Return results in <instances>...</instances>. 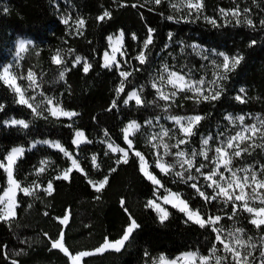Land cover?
<instances>
[{
    "label": "trees",
    "instance_id": "trees-1",
    "mask_svg": "<svg viewBox=\"0 0 264 264\" xmlns=\"http://www.w3.org/2000/svg\"><path fill=\"white\" fill-rule=\"evenodd\" d=\"M133 3H136V7H132ZM240 3L242 7H252L253 18L259 14L260 9L252 5L251 0H240ZM56 4L53 0H0V64L8 63L12 59L14 44L19 37L34 39L35 47L42 51L37 54L30 46L21 60L23 68L26 70L30 66L38 74L43 73L42 87L51 89L50 95H56L65 107L78 113L71 118H34L23 106L14 103L10 90L0 87V102L6 105V111L0 112V151L16 144L26 147L25 156L20 162L21 179L28 173L29 181L40 182L45 180L49 173L55 176L57 165L61 168L65 166L63 161L66 158L58 149L44 143L32 147L29 145L33 140L49 139L59 140L68 147L71 144L70 132L73 131L69 125L72 124L84 129L91 143L87 145L85 152H80L75 145H72L70 150L76 152L80 160L87 158L90 163L92 153L102 157L103 151H108L104 143V129L109 131L110 139L120 143L117 135L123 127L121 122L130 118L142 121L145 118L160 116L159 123L171 127L172 123L166 120L169 114L186 115L194 109L205 113L199 133L190 145L198 147L200 134L215 135L218 131H224L225 127L229 132L233 131L234 126L227 123L228 114L264 116V31H261L258 25L255 28L236 25L234 22L224 25L223 18H220V26H213L203 19L195 22L168 21L166 16L171 14V9L167 4L154 5L150 0H139L138 3L136 0H128L119 7L117 0H56ZM205 4L208 15L214 14L218 4L224 7L234 6L231 0H205ZM261 7H264V4H261ZM4 8L8 11L4 12ZM105 8L112 11V17L102 21L96 20ZM161 12L164 15H161ZM65 13L70 14L73 19L78 16L85 17L86 27L83 35L65 31L66 26L59 22L60 15ZM147 26L157 29L154 42L148 50L150 60L144 71L127 78L129 84H145L150 74L155 73L162 62L173 67L185 64L184 70L192 68L193 76L198 78L203 73L197 72L196 69H199L201 64H207V61L193 52L191 45L195 42L203 45L205 49L215 48L228 53L240 49L244 52V60L227 82L226 93L218 101L212 104L205 102L202 105H196L191 100H180L178 97L179 111L176 103L172 105L171 112H165L155 104L137 106L134 101H130L129 105L121 102L116 109L109 110L108 105L119 81L118 72L114 68L103 66V54L109 48L107 37L121 29L124 30L123 51L126 54L124 57L119 56V60L125 69L137 68L139 61L135 59L136 51L146 35ZM72 31L74 33L75 29ZM169 32L173 34L171 38L168 36ZM131 33H136L139 39L133 40ZM250 38L256 39L258 43L247 47ZM181 41L185 46L183 52L179 47ZM165 44L168 45L167 48L164 47ZM56 48L65 50V61H71L75 55H81L87 57L92 67L85 73L82 71L83 61L79 65L69 63L65 79L56 80L58 66L50 64L48 59L49 50ZM69 50H72L71 53ZM204 55H209V52L205 51ZM210 72L209 65V78ZM241 87L246 92L243 103L235 100V95ZM149 90L150 84L145 88V92L148 93ZM145 99L153 100V95L148 94ZM12 117L29 120V127L2 123L4 119ZM246 122L250 123L251 120ZM140 147L147 151L143 136L140 138ZM116 155L112 154L113 160ZM259 156H264V149H257L251 158H245V162L250 163ZM45 157L50 158L46 165L47 172H32L31 167ZM198 159L203 160L202 157ZM104 162L107 164L111 161L105 157ZM104 170L102 165L101 171ZM96 171L92 169L93 174ZM162 182L173 191L180 190L184 198L189 199L194 206L199 204V199L188 186L191 182H175L174 176H167ZM198 182L201 185L204 183L203 180ZM153 191L155 189L150 187V182L142 177L132 163H122L117 171L110 174V182L100 192L88 185L82 173L73 170L69 180H63L62 177L54 180L50 193L41 195V188L35 196L27 198L24 206L19 207L18 218L11 226L0 222V241L7 245L6 251L12 259H19L20 264H65L64 254L51 247L49 238L45 237L43 232L47 231L49 236L55 237L58 228H62L70 249H91L102 241V237L116 238L121 233L127 219V213L120 204V198L124 197L140 227L120 251L106 250L92 254L85 258L86 264H144L145 250L152 257H158L160 253L175 256L179 251L196 248L203 251L208 233L192 222L186 224V217L179 210L165 205L170 214L161 222L154 210L144 207ZM18 196L22 197L23 193H18ZM94 196L98 198L93 199ZM29 201L33 205L30 209L27 208ZM46 212L49 215H45ZM64 213L69 215L67 224L55 220L56 216ZM236 219L243 222V216L239 214ZM223 223L231 222L224 220ZM20 249H25V252L17 256ZM2 251L0 249V264H12L11 259L2 257Z\"/></svg>",
    "mask_w": 264,
    "mask_h": 264
},
{
    "label": "snow or ice",
    "instance_id": "snow-or-ice-1",
    "mask_svg": "<svg viewBox=\"0 0 264 264\" xmlns=\"http://www.w3.org/2000/svg\"><path fill=\"white\" fill-rule=\"evenodd\" d=\"M127 2L128 0H117V6ZM136 2L138 3L139 0ZM150 2L154 5L167 4V7L171 9V14L166 16L168 21L195 22L203 19L213 26H220V18H223L224 25L230 22L249 28H255L258 25L260 30L264 31V7H261L264 0H251V4L260 9L255 18H253L252 7H242L240 0H231L234 5L231 7L216 5L213 15L207 14L205 0H150ZM53 3L56 4V0H53ZM56 6L59 8L58 4ZM132 7H136V3H133ZM3 11L7 12L8 9L4 8ZM112 14L110 9L105 8L96 20L110 19ZM160 14L164 15L163 12ZM59 22L66 26L65 31L69 34L83 35L86 27L85 17L78 16L73 19L67 13L60 15ZM73 29H75L74 33ZM156 32V28L147 26L146 35L135 56V59L139 61V67L128 69H124L117 58V53L126 54L122 51L124 30H119L115 38L112 35L107 37L111 53L105 50L103 66L114 68L118 72L119 81L115 85L114 96L108 105L109 110L116 109L121 102L129 105L130 101H134L137 106L155 104L165 112H171L172 105L176 103L177 111H179L178 97L180 100H191L196 105H202L205 102L212 104L226 93L227 82L244 60V52L240 49L232 53L218 51L215 48L205 49L203 45L195 42L191 45L193 52L207 61V64H201L199 69H196L197 72L203 73L198 78L193 76L192 68L184 70L185 64L173 67L169 63L162 62L156 72L150 74L145 84L136 86L129 84L127 78L146 69L150 60L148 50L154 42ZM172 35V32L168 33L169 38ZM131 38L139 39L136 33H131ZM257 43L256 39L250 38L247 47ZM30 46L37 54L42 51L35 47L34 39L19 38L15 41L14 59L10 63L0 64V87L10 90L14 96V103L28 110L31 117L47 120L78 115L74 109L65 107L56 95H50L51 89L42 87L43 73L38 74L30 66L26 70L23 68L21 53L29 51ZM164 47L167 48L168 45L165 44ZM179 47L183 52L185 47L183 41L180 42ZM64 51L63 48L49 50L50 64L58 66L56 80L65 79L69 71V63L79 65L83 61L82 71L85 73L92 67L87 57L81 55H75L71 61H65ZM71 51L69 50L70 53ZM205 51H208L209 55H204ZM124 63L126 64L127 61ZM209 65L211 66L210 78ZM149 84L150 90L146 93L145 88ZM148 94L153 95V100L145 99ZM245 98V89L241 87L235 95V100L243 103ZM4 111H6V105L0 102V112ZM205 116V113L195 109L186 115L169 114L166 120L172 122L171 127L154 123V120L161 119L160 116L145 118L142 121L134 118L122 121L123 127L117 135L120 143L110 139L109 131L104 129V143L108 151H103L102 157L92 153L90 163L87 158L84 161L80 160L76 152L70 149L72 145H75L80 152H85L91 141L84 129L74 124L69 125L73 131L70 132L71 144L68 147L59 140L39 141L58 149L66 158L63 161L64 167L56 166L55 176L49 173L47 178L40 182L29 181L28 173L24 174L23 179L20 178V162L25 156L23 145L16 144L5 148L0 151V222L11 226L12 222L18 218L19 207L24 206L27 198L35 196L37 190L41 188H43L41 195L50 193L53 190V181L61 177L63 180H69L73 170L82 173L88 185L100 192L110 182V174L117 171L122 163L125 165L132 163L142 177L150 182V187L155 189L144 207L154 210L159 221L166 220L170 213L165 205H171L186 217L184 221L186 224L192 222L208 233V240L203 251L196 248L179 251L175 256L160 253L158 257H152L145 250L144 264H264V156L252 159L250 163L245 162V158H251L257 149H264V116L256 114L254 122L247 123L244 114L237 116L228 114L227 123L234 126L233 131L229 132L225 127L224 131H218L215 135L200 134L199 146L190 147L193 138L199 133ZM93 119L96 118L93 117ZM2 123L28 128L30 121L13 117L4 119ZM153 129L158 130L153 131ZM141 136L147 151L140 147ZM37 142L33 140L31 144L34 145ZM112 154H117L114 160ZM105 157L111 162L105 164ZM200 157L203 160L198 159ZM49 160V157L41 159L37 165L31 167V171L37 174L47 172L46 165ZM102 165L105 168L104 171H101ZM92 169L97 171L93 174ZM167 176H174L175 182L186 184L191 182L188 186L193 195L199 199V204L194 206L189 199L184 198L180 190L173 191L171 187H167L162 182ZM200 180H203V185L198 182ZM161 189L163 193L157 195ZM18 193H23V196H18ZM97 198L93 197V199ZM120 204L123 206V211L127 213L126 223L121 233L116 238L102 237V241L91 249H70L66 243V233L62 228H58L55 237L49 236L47 231L43 232V235L49 238L52 248L64 254L65 264H86V257L108 249L118 252L125 247L126 241H129L134 231L140 227L127 207L126 198L121 197ZM32 206L30 201L27 202V208L30 209ZM237 214L243 216V222L236 219ZM45 215L49 213L46 212ZM55 220L61 224H67L69 215L64 213L56 216ZM224 220L231 223L225 224ZM6 248L7 245L0 241L2 257L6 260L11 259L12 264H20L19 259H12ZM24 252L25 249H20L17 256Z\"/></svg>",
    "mask_w": 264,
    "mask_h": 264
},
{
    "label": "rangeland",
    "instance_id": "rangeland-1",
    "mask_svg": "<svg viewBox=\"0 0 264 264\" xmlns=\"http://www.w3.org/2000/svg\"><path fill=\"white\" fill-rule=\"evenodd\" d=\"M119 34V32H117V33H114V34H111L114 38H115V36L116 35H118ZM19 38H24V39H30V38H27V37H19ZM18 38V39H19ZM108 43H109V41H108ZM109 53H111V47H109L108 48V50H107ZM122 51H123V49H122ZM23 55H24V53H21V60H22V57H23ZM119 56H122V57H124V55H120V53H117V58L119 59ZM14 59V55H13V57H12V59L8 62V63H10V62H12V60ZM121 64H122V62H121ZM122 67L124 68V66L122 65ZM125 69V68H124ZM237 115H240V114H237ZM237 115H233V116H237ZM256 115H251V116H246L245 115V120L247 119V120H251V122L250 123H252V122H254V117H255ZM247 117V118H246ZM13 118V117H12ZM246 120V121H247ZM160 121V120H159ZM159 121H155L154 123H159ZM169 122H171V121H169ZM172 123V122H171ZM237 123H239V121H237ZM159 124H161V123H159ZM158 129H153V131H157ZM208 136V135H207ZM46 140H49V139H46ZM38 142L36 143V144H31V147L32 146H35V145H37V144H40L39 143V141H43V140H37ZM51 146V145H50ZM107 146V145H106ZM25 149H26V147H25ZM163 192V189H161V192L160 193H157V195H160L161 193ZM108 250H113V249H108ZM106 251V250H105ZM93 254H97V253H93Z\"/></svg>",
    "mask_w": 264,
    "mask_h": 264
}]
</instances>
